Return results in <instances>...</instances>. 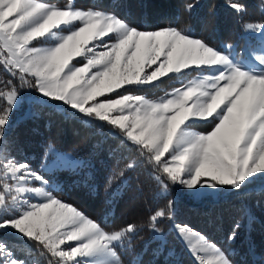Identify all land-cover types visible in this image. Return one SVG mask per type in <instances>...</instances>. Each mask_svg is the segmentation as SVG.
Masks as SVG:
<instances>
[{
    "label": "snow or ice",
    "instance_id": "snow-or-ice-1",
    "mask_svg": "<svg viewBox=\"0 0 264 264\" xmlns=\"http://www.w3.org/2000/svg\"><path fill=\"white\" fill-rule=\"evenodd\" d=\"M228 7L240 16L247 11L240 0ZM242 30L255 37L246 49L237 52L228 43L232 51H222L190 31L140 30L100 8H78L75 0L64 6L0 0V69L7 76L0 79V264H29L2 239L9 232L37 245L41 256L51 257L48 264H124L121 252L133 251L144 227L130 223L109 230L55 195L45 175L13 155L7 134L20 88L35 89L117 136L130 156L109 188L142 165L154 173L161 196L172 185L227 186L244 195L264 179V21H245ZM170 74L180 87L158 99L138 94ZM202 126L211 130H196ZM172 204L169 199L167 207ZM241 211L249 217L247 208ZM171 218V211H156L149 231L162 237L157 221ZM176 227L196 264H234L205 235ZM240 227L234 225L230 242Z\"/></svg>",
    "mask_w": 264,
    "mask_h": 264
},
{
    "label": "trees",
    "instance_id": "trees-1",
    "mask_svg": "<svg viewBox=\"0 0 264 264\" xmlns=\"http://www.w3.org/2000/svg\"><path fill=\"white\" fill-rule=\"evenodd\" d=\"M64 6L67 0H43ZM230 0H75L78 8H100L124 19L140 30H157L174 26L204 38L212 46L226 51L228 43L237 46L243 41L245 21H264L262 0H240L247 11L237 15L228 7ZM191 5V9L188 8ZM7 76L0 69V79ZM21 88L19 89V91ZM2 103V101H0ZM13 113L8 139L14 142L13 155L36 169L48 152L71 150L84 163L78 169L63 168L46 172L53 181L54 194L74 205L90 218L111 230L134 223L144 225L132 241L133 251L121 252L124 264L139 260L142 264H196L177 234V225H187L205 235L229 253L234 264H262L264 259V186L251 185L246 194L231 192L217 198L195 201L170 186L167 196L143 165L126 175V181L108 182L130 156L129 150L112 135L107 126L84 121L79 114L59 110L50 103L33 101ZM207 130L211 126L199 127ZM118 135V134H117ZM134 155V153H131ZM173 201L171 209L168 200ZM171 211V219L157 221L163 236L149 231V217L160 209ZM249 210V217L241 211ZM239 222L237 239L228 240ZM20 259L32 264H48L37 245L24 242L11 234L3 235ZM51 258V257H50Z\"/></svg>",
    "mask_w": 264,
    "mask_h": 264
},
{
    "label": "rangeland",
    "instance_id": "rangeland-1",
    "mask_svg": "<svg viewBox=\"0 0 264 264\" xmlns=\"http://www.w3.org/2000/svg\"><path fill=\"white\" fill-rule=\"evenodd\" d=\"M45 2V1H43ZM48 3V2H46ZM264 7V5H262ZM264 14V11H262ZM242 36H243V41H241L240 45L237 46L235 43L232 45L234 46V50L239 52L241 50H245L247 46V42L249 39H255V37L250 34L246 33L245 31H242ZM33 44L35 46H40V41H34ZM227 51H232L228 50ZM80 60V58H77L76 60L73 61V63H77ZM195 73H193V76ZM192 77H189V79ZM181 86V80L174 75L170 74L168 77H163L161 80L154 82L153 85L146 86L148 90L146 91H140L138 94L146 95L147 97L151 99H158L161 96H165L167 93L171 92L174 88L180 87ZM120 91H123L121 89ZM113 96L115 93L112 94ZM20 96H21V101L18 106V108H21L22 106L26 108L25 114L28 113V107L31 102L36 101L40 103H50L52 106L55 108L66 111L69 113H73V110L68 108V106L58 104L57 102H52V101H46L45 98L40 96V94L35 90V89H29V88H21L20 90ZM103 99V98H100ZM82 118V117H81ZM84 121H86V118H82ZM89 122V121H87ZM93 123H97V121H92ZM196 130L201 131V132H208L211 130V128L207 130H202L200 128H197ZM84 161L78 157L74 152L71 150H57L54 146L49 145L48 152L44 159L40 162L39 166L34 169L43 175L46 176V172H52L55 169H63V168H71V169H78ZM48 179V178H47ZM207 179V178H205ZM50 184V187H53V181L48 179ZM264 183V179L257 180L254 184L255 185H260ZM253 184V185H254ZM178 192L182 194H186L188 196H191V198L195 201H200L202 198L207 197V198H217L220 196H225L231 192H233L230 188L227 186H221L218 189H211V188H198V189H193V190H188L186 188H183L180 185H172ZM178 234V230L176 231ZM8 234L14 235L16 237H19L18 234L9 232ZM179 236V234H178ZM180 237V236H179ZM20 238V237H19ZM181 239V238H180ZM182 241V240H181ZM183 242V241H182ZM184 243V242H183ZM185 245V243H184ZM63 247H67V245H64ZM188 253L191 255V253L188 250V247L185 245ZM51 259L50 257H47V260ZM262 264H264V259Z\"/></svg>",
    "mask_w": 264,
    "mask_h": 264
}]
</instances>
